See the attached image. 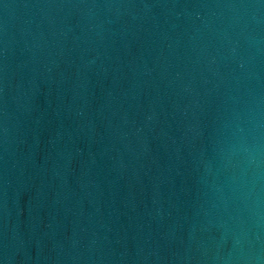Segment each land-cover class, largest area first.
Returning <instances> with one entry per match:
<instances>
[{
  "label": "water",
  "instance_id": "water-1",
  "mask_svg": "<svg viewBox=\"0 0 264 264\" xmlns=\"http://www.w3.org/2000/svg\"><path fill=\"white\" fill-rule=\"evenodd\" d=\"M0 264H264V0H0Z\"/></svg>",
  "mask_w": 264,
  "mask_h": 264
}]
</instances>
